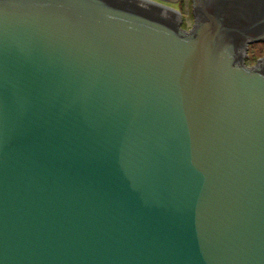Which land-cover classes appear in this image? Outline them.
<instances>
[{
  "label": "water",
  "instance_id": "obj_1",
  "mask_svg": "<svg viewBox=\"0 0 264 264\" xmlns=\"http://www.w3.org/2000/svg\"><path fill=\"white\" fill-rule=\"evenodd\" d=\"M191 6L0 0V264H264V0Z\"/></svg>",
  "mask_w": 264,
  "mask_h": 264
},
{
  "label": "rangeland",
  "instance_id": "obj_2",
  "mask_svg": "<svg viewBox=\"0 0 264 264\" xmlns=\"http://www.w3.org/2000/svg\"><path fill=\"white\" fill-rule=\"evenodd\" d=\"M157 2L163 3L165 5L172 6L179 10L182 21V27L189 30L193 24V14L191 0H184L181 4L176 2H171L168 0H155ZM248 55L246 57V64H255L257 57H264V42L251 43L247 49Z\"/></svg>",
  "mask_w": 264,
  "mask_h": 264
},
{
  "label": "flooded vegetation",
  "instance_id": "obj_3",
  "mask_svg": "<svg viewBox=\"0 0 264 264\" xmlns=\"http://www.w3.org/2000/svg\"><path fill=\"white\" fill-rule=\"evenodd\" d=\"M184 0H174V2L181 4Z\"/></svg>",
  "mask_w": 264,
  "mask_h": 264
}]
</instances>
